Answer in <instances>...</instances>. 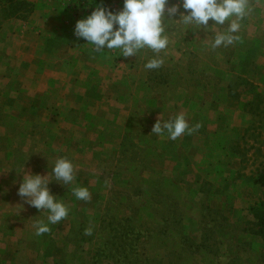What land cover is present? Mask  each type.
Segmentation results:
<instances>
[{"label":"rangeland","instance_id":"obj_1","mask_svg":"<svg viewBox=\"0 0 264 264\" xmlns=\"http://www.w3.org/2000/svg\"><path fill=\"white\" fill-rule=\"evenodd\" d=\"M57 2L79 18L95 9ZM249 3L241 40L228 48L205 47L201 30L172 37L159 69L144 68L151 53H114L115 67L133 76L77 123L75 109L59 120L47 108L36 120L20 106L21 60L4 37L29 23L32 4L0 0V264H264V188L255 183L264 171V0ZM178 114L200 127L176 140L152 133ZM58 157L72 160L73 186L91 199L51 182L69 214L36 236L47 213L17 195L19 181L47 177Z\"/></svg>","mask_w":264,"mask_h":264},{"label":"clouds","instance_id":"obj_2","mask_svg":"<svg viewBox=\"0 0 264 264\" xmlns=\"http://www.w3.org/2000/svg\"><path fill=\"white\" fill-rule=\"evenodd\" d=\"M252 11L249 0H123L119 11L106 7L102 0L91 14L76 22L74 35L85 40L94 52H113L125 59L151 53L146 57L144 68L155 70L164 64L172 37H185L189 32L202 30L205 36L201 41H207L205 47L210 50L240 42L241 22ZM199 127V124L190 127L185 115L178 114L168 120L159 119L152 133L166 134L169 139L176 140ZM24 165L18 174L24 173ZM75 167L71 159L58 157L52 161L47 177L22 175L17 195L28 205L47 213L46 221L37 220L33 224L36 236L49 233L51 225L60 223L69 214L64 200L50 193L51 182L68 186L77 200L90 201L87 187L73 186ZM91 234L92 228H86L85 235Z\"/></svg>","mask_w":264,"mask_h":264},{"label":"crops","instance_id":"obj_3","mask_svg":"<svg viewBox=\"0 0 264 264\" xmlns=\"http://www.w3.org/2000/svg\"><path fill=\"white\" fill-rule=\"evenodd\" d=\"M27 1L32 4L29 23L15 22V30L4 37L9 47L15 45V61L21 60L15 69V74L21 76L19 88L25 94L20 95V106L31 108L30 115L36 120L42 119L47 108L59 110L46 114L49 119L58 116L59 120L69 117L70 110L75 109L77 123L82 117L99 115L96 109L103 108L102 102H108L105 99L115 91L124 90L119 86L121 76H133V71L116 68L113 52H94L85 40L74 35L76 22L85 17H77L68 4L57 0ZM24 86L29 87L31 95Z\"/></svg>","mask_w":264,"mask_h":264},{"label":"built area","instance_id":"obj_4","mask_svg":"<svg viewBox=\"0 0 264 264\" xmlns=\"http://www.w3.org/2000/svg\"><path fill=\"white\" fill-rule=\"evenodd\" d=\"M103 2L106 7H109L113 11H119L121 8V4H123V0H105ZM102 0H82L81 5L83 6L82 9L85 7L92 6L96 8Z\"/></svg>","mask_w":264,"mask_h":264},{"label":"trees","instance_id":"obj_5","mask_svg":"<svg viewBox=\"0 0 264 264\" xmlns=\"http://www.w3.org/2000/svg\"><path fill=\"white\" fill-rule=\"evenodd\" d=\"M255 183L256 185L264 188V171H261Z\"/></svg>","mask_w":264,"mask_h":264}]
</instances>
